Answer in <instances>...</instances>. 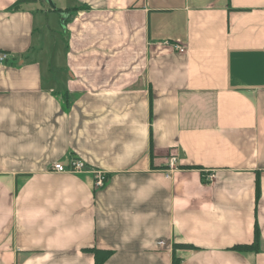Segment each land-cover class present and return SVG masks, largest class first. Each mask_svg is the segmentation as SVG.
Here are the masks:
<instances>
[{
	"label": "crops",
	"instance_id": "1",
	"mask_svg": "<svg viewBox=\"0 0 264 264\" xmlns=\"http://www.w3.org/2000/svg\"><path fill=\"white\" fill-rule=\"evenodd\" d=\"M18 1L0 264H264V0Z\"/></svg>",
	"mask_w": 264,
	"mask_h": 264
},
{
	"label": "built area",
	"instance_id": "2",
	"mask_svg": "<svg viewBox=\"0 0 264 264\" xmlns=\"http://www.w3.org/2000/svg\"><path fill=\"white\" fill-rule=\"evenodd\" d=\"M174 49L177 50L179 53H184L185 49L179 45H174ZM9 60V55L3 52H0V63H7ZM169 170L173 171L176 169L175 158L169 159ZM86 165L81 160H71L66 167L61 165L60 163H54L51 166V170L59 173L63 172H71V173H78L85 169ZM93 184L94 187H102L105 179V175L102 172L94 171L93 172Z\"/></svg>",
	"mask_w": 264,
	"mask_h": 264
},
{
	"label": "trees",
	"instance_id": "3",
	"mask_svg": "<svg viewBox=\"0 0 264 264\" xmlns=\"http://www.w3.org/2000/svg\"><path fill=\"white\" fill-rule=\"evenodd\" d=\"M27 0H20L18 1L14 7H16L17 5H19L22 2H25ZM257 190H258V186H257ZM259 242H260V237H259V233L257 228H255L254 231V241L252 245H248V246H238L236 247L237 250L239 251H251V252H255L258 251L259 248ZM185 248V249H193V247L188 246V245H180L178 247L175 246V248ZM108 256V253L102 252V251H98L95 250L94 252V258H95V264H102L103 261L105 260V258Z\"/></svg>",
	"mask_w": 264,
	"mask_h": 264
}]
</instances>
